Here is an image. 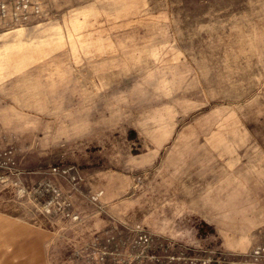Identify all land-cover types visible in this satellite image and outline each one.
Instances as JSON below:
<instances>
[{
  "label": "rangeland",
  "instance_id": "1",
  "mask_svg": "<svg viewBox=\"0 0 264 264\" xmlns=\"http://www.w3.org/2000/svg\"><path fill=\"white\" fill-rule=\"evenodd\" d=\"M0 264H264V0H0Z\"/></svg>",
  "mask_w": 264,
  "mask_h": 264
}]
</instances>
